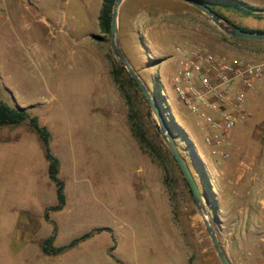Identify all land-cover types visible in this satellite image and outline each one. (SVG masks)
Listing matches in <instances>:
<instances>
[{
  "label": "rangeland",
  "instance_id": "374dc122",
  "mask_svg": "<svg viewBox=\"0 0 264 264\" xmlns=\"http://www.w3.org/2000/svg\"><path fill=\"white\" fill-rule=\"evenodd\" d=\"M17 1L13 13L0 16V100L24 107L49 129L66 200L44 216L56 193L40 139L26 122L0 127V264H221L147 101L139 89L125 82L120 90L113 80L112 68L122 64L99 29L100 2L42 0L40 11L54 15L50 39L34 9ZM211 1L231 21L264 31V0L252 2L248 14ZM118 34L121 50L166 116L230 262L264 264V82L248 94L247 122L229 131L225 158L203 143L205 124L170 83L178 67L175 45L264 62V44L227 35L183 0H124ZM130 110L154 153L132 135ZM252 134L260 147L240 155L231 149ZM54 227L55 246L104 229L46 255L40 244Z\"/></svg>",
  "mask_w": 264,
  "mask_h": 264
},
{
  "label": "built area",
  "instance_id": "2783aa9c",
  "mask_svg": "<svg viewBox=\"0 0 264 264\" xmlns=\"http://www.w3.org/2000/svg\"><path fill=\"white\" fill-rule=\"evenodd\" d=\"M174 49L179 59L170 76L171 89L205 124L203 143L210 152L225 158L228 154L222 146L229 131L251 115L244 106L246 91L264 79V62L227 56L197 44H178ZM160 103L167 111L168 106Z\"/></svg>",
  "mask_w": 264,
  "mask_h": 264
},
{
  "label": "trees",
  "instance_id": "16d2710c",
  "mask_svg": "<svg viewBox=\"0 0 264 264\" xmlns=\"http://www.w3.org/2000/svg\"><path fill=\"white\" fill-rule=\"evenodd\" d=\"M200 1L205 3L212 11L219 14L221 17L232 22L227 16H225L224 14L220 13L215 9V7L211 4L213 3L211 0H200ZM220 1L224 3L227 2L228 6L231 5L233 10L243 14H248L253 10H255L254 6L249 5L241 0H220ZM113 2L114 0H102L100 12L98 15L99 29L101 33L105 36L108 35L109 33L110 17H111ZM240 27L243 29H247L242 26ZM248 30H252V29H248ZM252 31H259L264 33V31L261 30H252ZM103 35L93 34L92 37L96 40H102L104 38ZM111 73L114 82L118 85L120 90L124 89V83L127 82L139 92L135 81L126 73L122 65H120L119 63H115L114 67L111 70ZM122 75L123 78L120 77ZM23 122H26L29 130L34 131L40 139L44 152V157L47 161V174L55 187L56 202L50 205L49 207H47V209L45 210L44 216L47 217L48 210H53V211L61 210L66 200V195L64 191L65 183L63 179H61L58 175L60 170V160L58 156L54 154L50 148L51 133L46 125L39 123L38 117L36 115H30L29 112L24 107L19 105L13 107L0 100V127L20 124ZM128 123H129L130 131L134 136V138L137 140L140 148L142 150L147 151L148 153L151 154L154 153L155 146L153 142L147 137L146 130L143 129L139 119L136 118L132 110H130V113L128 115ZM103 229L104 228L102 227L96 228L95 230L88 231L77 237H74L67 244L61 246H55L53 245V240L55 238V227H54L52 233L49 236L42 239L40 244V249L46 255H57L73 247L78 242L86 239L92 234L93 231H100Z\"/></svg>",
  "mask_w": 264,
  "mask_h": 264
},
{
  "label": "water",
  "instance_id": "95a60500",
  "mask_svg": "<svg viewBox=\"0 0 264 264\" xmlns=\"http://www.w3.org/2000/svg\"><path fill=\"white\" fill-rule=\"evenodd\" d=\"M124 0H114L112 4L111 17H110V25H109V33L108 39L111 51L117 57L118 61L124 66L129 76L135 81L138 89L142 93L143 97L147 101L151 113L153 114L156 122L158 133L171 152L176 164L178 165L181 174L186 181L189 190L191 192L196 210L200 215L204 227L207 231V234L210 238L212 246L218 256V259L221 264H232L226 255L216 233L212 225L211 215L206 207V203L204 200V196L200 191L198 184L188 166L186 159L181 155L176 145V142L170 132L167 121L162 114V111L156 101L154 95L149 90L148 86L141 79L139 74L135 71L132 65L129 63L125 54L120 48L119 45V34H118V9L121 3ZM193 7L197 8L199 11L204 13L208 19L213 22L218 28H220L224 33L229 36L248 39V40H264V33L259 31H252L248 29H243L239 25L234 24L221 17L219 14L212 11L205 3L200 0H183Z\"/></svg>",
  "mask_w": 264,
  "mask_h": 264
},
{
  "label": "crops",
  "instance_id": "0c3cea01",
  "mask_svg": "<svg viewBox=\"0 0 264 264\" xmlns=\"http://www.w3.org/2000/svg\"><path fill=\"white\" fill-rule=\"evenodd\" d=\"M241 1L253 6L254 4H252V2L255 3L256 0H241ZM16 2H18V1L17 0H5L3 2L2 15L3 14L13 13L14 12L13 11V7H15ZM98 2H100V8H101L102 0H98ZM20 3L22 5H24L26 8H33L34 9V12L32 13V16L37 20V22H40V23L42 22V23L47 25V27L49 28V38L52 39V34L53 33H51V30H53L56 27V25L54 23V20H53L54 19V15L52 13L51 14H48V13L44 14V12L40 11L41 9L46 7L44 2H42V0H20ZM29 5H31V7ZM99 12H100V10H99ZM2 15H0V16H2ZM233 23L241 26L240 24H238L236 22H233ZM74 28H75V26H72L71 29L74 30ZM247 29H249V28H247ZM90 35H91V33L89 34V40H90ZM252 41L264 44V40H252ZM263 82H264V79L256 81L254 83L253 87L246 91V102H245V105H244L245 108H246L247 104H249L248 103V101H249L248 94L255 88L256 85H259V87L261 88V85H262ZM252 98H254V95L252 96ZM246 122H244V123H246ZM251 137L252 138L249 139V140H245L243 138L240 141V143H234L232 145L233 147L231 149H233V151L235 150V152L238 155H240V154L244 153L245 151H246L245 152L246 154L249 152L248 146H259L260 147L261 144L258 143L257 137L254 136V134H252ZM228 145H230V144H229L228 136H227L226 142L224 143L222 148L223 149H226V148L228 149Z\"/></svg>",
  "mask_w": 264,
  "mask_h": 264
}]
</instances>
